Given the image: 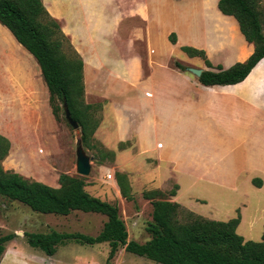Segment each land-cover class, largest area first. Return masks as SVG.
<instances>
[{"label":"crops","instance_id":"0c3cea01","mask_svg":"<svg viewBox=\"0 0 264 264\" xmlns=\"http://www.w3.org/2000/svg\"><path fill=\"white\" fill-rule=\"evenodd\" d=\"M42 1L82 57L84 76L92 56H100V79L109 86L104 97L113 104L102 126L107 134L116 130L119 142L135 141L138 155L156 154L157 167L165 165L168 180L182 175L238 190L240 183L264 176V126L254 129L252 143L245 130L250 109L264 114V59L244 82L214 87H205L188 71L175 69L171 55L154 59L156 42L168 47L170 36L176 34L173 47L204 51L214 67L208 68L203 61L194 69L216 71L221 66L228 70L245 63L254 46L246 41L236 19L220 11V0ZM220 22L232 25L246 46H234L229 33L217 29ZM126 23L132 25L124 29ZM208 35H213L215 44ZM142 55L147 56V69ZM43 81L36 59L0 24V135L11 143L9 157L20 147L8 124L19 132L17 122L33 111L44 130L48 110L53 114ZM107 115L112 121L107 122ZM227 117L238 120L230 123L235 130L227 133L228 141L226 134H220ZM232 138L246 144L239 146ZM9 257L11 252L6 250L2 262Z\"/></svg>","mask_w":264,"mask_h":264},{"label":"trees","instance_id":"16d2710c","mask_svg":"<svg viewBox=\"0 0 264 264\" xmlns=\"http://www.w3.org/2000/svg\"><path fill=\"white\" fill-rule=\"evenodd\" d=\"M220 11L234 17L246 41L254 46L253 55L245 63L228 70L204 71L199 82L205 87L234 86L244 82L264 59V0H220ZM0 24L36 59L50 93V106L57 121L60 113L66 118V108L82 131L83 142L89 145L102 123L96 116L101 107L85 102L84 61L62 32L59 23L46 10L42 0H0ZM176 45L177 36H170ZM181 50L190 58H200L208 68H214L204 51L189 47ZM175 69L187 72V67L174 62ZM67 120V119H66ZM68 122V121H67ZM128 143H122L126 145ZM11 151L10 141L0 135V196L18 202L41 215L68 217L75 212L97 214L107 221L97 236L51 231L24 233L26 242L48 257H54L60 246L76 243L83 246L108 244L111 264L120 249L157 264H264V234L261 242L246 241L238 234L242 217L227 222L214 221L197 215L169 198L178 195L179 187L169 194L161 190L147 191L144 199L153 206L152 221L146 243L129 241V232L118 205L104 202L86 191V179L61 175L59 187L7 171L4 161ZM115 157L113 152H108ZM123 198L134 201L128 176L117 174ZM253 185L262 188L261 179ZM17 234L0 235V261L7 246Z\"/></svg>","mask_w":264,"mask_h":264},{"label":"rangeland","instance_id":"374dc122","mask_svg":"<svg viewBox=\"0 0 264 264\" xmlns=\"http://www.w3.org/2000/svg\"><path fill=\"white\" fill-rule=\"evenodd\" d=\"M130 25L132 24H124V29ZM221 28L229 33L234 46H246L233 32L232 25L229 23L224 25L220 22L217 29ZM208 41L212 44L216 42L213 35H208ZM154 49L158 51L154 59L162 60L171 55L174 58L171 60V65L177 61L187 68L200 67L204 64L203 60L190 59L180 48L173 47L171 43L167 47L161 42H156ZM92 60L84 76L85 102L95 108L101 107L96 112V116L102 118L93 141L89 145L84 144L81 129L75 130L67 122L63 113H60V120L57 121L49 109V116L43 119L46 127L43 130L37 121V113L31 111L22 123L17 122L21 125L19 132H15L16 129L8 124V131L14 132V141L17 148H20L4 161V169L51 187H59L61 175L80 176L77 173V153L82 148L84 153L92 158L91 174L83 177L87 183L86 191L104 202L118 205L129 232V241L143 244L151 239L147 227L152 221L153 206L150 201L144 199V193L161 190L169 194L180 186L178 195L175 198L167 197V199L214 221L227 222L241 215L242 222L238 228V234L246 241L261 242L264 234V185L262 188H257L251 182H242L238 190H233L222 184L210 185L195 182L190 177L182 175H177L175 181L168 180L170 175L164 168L165 165L162 169L157 167L156 154L138 155L135 141L121 145L116 130L107 134L102 127L106 121V111L107 109L112 111L113 104L104 97V92L109 86L100 79V56H92ZM142 64L144 69H147L146 55H142ZM250 111L249 125L245 127V130L252 143L254 129L264 126V114L257 109H250ZM108 121H112L111 115H107ZM237 121L231 117L224 118L222 127L224 133L220 132V134L227 135L228 132H233L235 129L230 123ZM224 138L226 141L229 140L228 135ZM232 141L239 146L246 144V140L237 142L232 138ZM108 152H113L115 157H110ZM117 174L128 176L134 201L123 198L117 182ZM109 175L113 176V180L108 179ZM260 179L264 183V176ZM106 221L104 216L81 212H75L68 217L41 215L18 202H11L0 196V235L17 234L16 239L7 246V251L11 252L12 257L4 262L1 260L0 264H107L110 253L108 244L83 246L69 243L60 246L54 257H48L42 251L32 248L24 237L26 232L49 233L51 231L97 236L103 230ZM111 264L157 263L120 249Z\"/></svg>","mask_w":264,"mask_h":264},{"label":"water","instance_id":"95a60500","mask_svg":"<svg viewBox=\"0 0 264 264\" xmlns=\"http://www.w3.org/2000/svg\"><path fill=\"white\" fill-rule=\"evenodd\" d=\"M187 71L194 75L197 78H200L203 74L202 69H194V68H188ZM65 112H66V119L69 122V124L75 129H79V125L72 119L70 111L65 106ZM92 158L88 157L84 151L81 149L78 150L77 153V173L81 177H88L91 174L92 166H91Z\"/></svg>","mask_w":264,"mask_h":264},{"label":"built area","instance_id":"2783aa9c","mask_svg":"<svg viewBox=\"0 0 264 264\" xmlns=\"http://www.w3.org/2000/svg\"><path fill=\"white\" fill-rule=\"evenodd\" d=\"M108 179L111 181V180H113V176L112 175H109L108 176Z\"/></svg>","mask_w":264,"mask_h":264}]
</instances>
